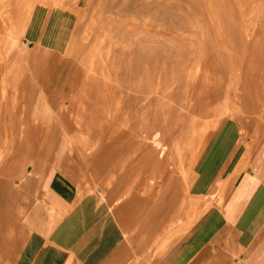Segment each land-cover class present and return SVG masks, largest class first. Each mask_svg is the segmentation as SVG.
<instances>
[{
  "label": "rangeland",
  "instance_id": "1",
  "mask_svg": "<svg viewBox=\"0 0 264 264\" xmlns=\"http://www.w3.org/2000/svg\"><path fill=\"white\" fill-rule=\"evenodd\" d=\"M16 56L47 112L0 109V264L236 263L220 211L264 139V0H0V73Z\"/></svg>",
  "mask_w": 264,
  "mask_h": 264
},
{
  "label": "crops",
  "instance_id": "2",
  "mask_svg": "<svg viewBox=\"0 0 264 264\" xmlns=\"http://www.w3.org/2000/svg\"><path fill=\"white\" fill-rule=\"evenodd\" d=\"M24 65L22 60L16 56L7 67L5 76L0 73V109L4 107L16 108L15 117H21V115H25V108H28L30 109L29 117L36 118V123H44L46 119L43 117L47 111L42 113L39 99L34 100L29 94L22 95L25 93V88L30 84L33 86L32 80L29 79V82L27 79L25 80L24 74L21 75ZM2 75L5 78L4 83ZM26 85L28 86L26 87ZM2 92L5 93L6 99H2L4 97ZM14 96H17V99ZM46 190L45 199H52L53 203L52 208L45 210V214L48 217H55L56 213H61L66 208L64 199L67 197L59 185L48 186ZM131 210L130 205H128V209L121 206L120 219H130L129 221H131L133 214ZM123 212L126 214L125 216H122ZM220 213L224 226L230 231V240L228 239L230 249L237 254L235 264H264V139L252 151L248 166L240 173L225 197ZM33 216L36 221L40 217L38 213H34ZM52 225L56 230L59 223L55 222ZM125 247L122 249L123 251ZM205 252L206 249L203 248L199 255L204 258ZM119 255L122 257L121 251ZM129 257L124 256L118 264H126ZM66 261L61 264H66ZM110 263L114 264V262Z\"/></svg>",
  "mask_w": 264,
  "mask_h": 264
},
{
  "label": "bare ground",
  "instance_id": "3",
  "mask_svg": "<svg viewBox=\"0 0 264 264\" xmlns=\"http://www.w3.org/2000/svg\"><path fill=\"white\" fill-rule=\"evenodd\" d=\"M157 135V134H156ZM159 135V134H158ZM157 139H158V136H157ZM155 140V139H154ZM155 144L158 146L159 145V143L155 140ZM154 148H156L155 146L153 147V148H145L144 150H145V154L143 155L142 154V152H141V155H143V156H141V158H143V159H141V164H146V163H153L154 165H156V170L157 169H159L160 171L162 170V171H165L166 173H165V176H166V174L168 175L169 174V171H168V165L166 164V162H167V159H165V152L164 153H162V152H157L156 151V149H154ZM143 150V151H144ZM108 152V151H107ZM109 153V152H108ZM162 153V158H163V160L159 163V165H158V163H155V160L157 159V157H160V154ZM187 153V152H186ZM164 154V155H163ZM107 160L108 158H106V153H104L103 155H102V159L100 158V161H104V160ZM111 159V158H110ZM115 159V158H114ZM105 160V161H106ZM112 160V159H111ZM158 160V159H157ZM160 161V160H159ZM95 163H96V161H94ZM97 162H98V160H97ZM148 163V164H149ZM94 164V163H93ZM92 164V165H93ZM152 164V165H153ZM195 164V163H194ZM94 165H96V164H94ZM94 165H93V168H94ZM177 165H179V164H177ZM101 166V165H100ZM96 167V166H95ZM97 167H99V164H98V166ZM96 167V168H97ZM133 168V167H132ZM133 170V169H132ZM158 170V171H159ZM176 170V169H175ZM215 170V169H214ZM213 171V170H212ZM184 172V171H183ZM196 172V171H195ZM211 172V171H210ZM161 173V172H160ZM193 173V172H192ZM95 174H97V173H95ZM155 174V173H154ZM188 174V173H187ZM212 174H214V173H212ZM156 175V174H155ZM162 175V174H161ZM155 180H156V177L154 176H151V178H150V181H151V183L150 184H154L153 183V181L155 182ZM158 181V180H157ZM147 182V181H146ZM149 183V182H148ZM138 187H141V186H138ZM156 187V186H155ZM211 187V186H210ZM152 188V185H150V189ZM149 188L146 190V191H143L144 193L145 192H148L149 190H150ZM119 192H118V187L117 186H115L114 185V187H113V189H112V192H111V196H115L116 194H118ZM139 193H140V190L137 188V187H135L134 189L132 188L131 189V193H130V196H129V199H140V195H139ZM186 193V192H185ZM124 194H125V192H124ZM147 194H149V192L147 193ZM145 195V194H144ZM206 196V195H205ZM202 197V196H201ZM196 198V197H195ZM199 198V197H198ZM201 199V198H200ZM132 202V201H131ZM188 203V202H187ZM195 204V203H194ZM128 205H130V203L129 202H125L123 205H122V207H124L125 209L127 208L128 209ZM192 207V206H191ZM197 209V208H196ZM119 212H120V208L119 209H117V211L114 213V217H115V219H120L121 218V215L119 214ZM173 218V217H172ZM179 220V219H178ZM121 229V228H120ZM164 229V228H163ZM177 240H179V238L177 239ZM177 242V241H176ZM179 242V241H178ZM177 242V243H178ZM176 244V243H175ZM174 244V245H175ZM177 245V244H176ZM162 259V258H161ZM160 262V261H159ZM158 262V263H159Z\"/></svg>",
  "mask_w": 264,
  "mask_h": 264
}]
</instances>
